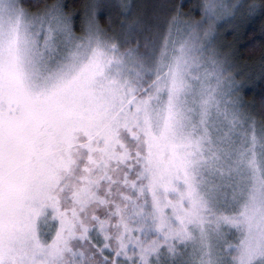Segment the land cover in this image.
Listing matches in <instances>:
<instances>
[{
  "label": "snow or ice",
  "instance_id": "6c2138e0",
  "mask_svg": "<svg viewBox=\"0 0 264 264\" xmlns=\"http://www.w3.org/2000/svg\"><path fill=\"white\" fill-rule=\"evenodd\" d=\"M257 16L0 0V264H264V50L224 43Z\"/></svg>",
  "mask_w": 264,
  "mask_h": 264
},
{
  "label": "trees",
  "instance_id": "16d2710c",
  "mask_svg": "<svg viewBox=\"0 0 264 264\" xmlns=\"http://www.w3.org/2000/svg\"><path fill=\"white\" fill-rule=\"evenodd\" d=\"M191 2L194 3L195 0ZM262 24H264V19L257 16L241 26L238 38L224 33L226 37L224 43L232 45L236 55L242 58L241 63L244 60H250L253 63L259 60L260 51L264 50ZM246 99H251V96H247Z\"/></svg>",
  "mask_w": 264,
  "mask_h": 264
}]
</instances>
